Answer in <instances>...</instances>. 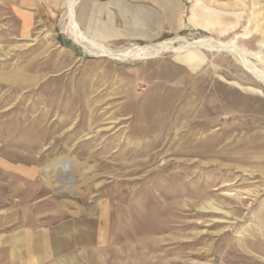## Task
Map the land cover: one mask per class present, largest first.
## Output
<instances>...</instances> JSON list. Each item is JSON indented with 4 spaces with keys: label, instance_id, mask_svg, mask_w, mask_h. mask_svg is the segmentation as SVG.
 <instances>
[{
    "label": "rangeland",
    "instance_id": "1",
    "mask_svg": "<svg viewBox=\"0 0 264 264\" xmlns=\"http://www.w3.org/2000/svg\"><path fill=\"white\" fill-rule=\"evenodd\" d=\"M44 2L0 0V264H264V0H178L152 43L211 46L127 60Z\"/></svg>",
    "mask_w": 264,
    "mask_h": 264
},
{
    "label": "crops",
    "instance_id": "2",
    "mask_svg": "<svg viewBox=\"0 0 264 264\" xmlns=\"http://www.w3.org/2000/svg\"><path fill=\"white\" fill-rule=\"evenodd\" d=\"M20 11L35 14L42 6L61 5L62 0H16ZM178 0H78L74 18L82 33L101 43L119 40L152 42L166 26L179 31ZM168 14V16H166ZM29 15L24 23H29Z\"/></svg>",
    "mask_w": 264,
    "mask_h": 264
},
{
    "label": "bare ground",
    "instance_id": "3",
    "mask_svg": "<svg viewBox=\"0 0 264 264\" xmlns=\"http://www.w3.org/2000/svg\"><path fill=\"white\" fill-rule=\"evenodd\" d=\"M77 2H78V0H66L67 11L65 13H66V17L69 20L68 33L74 42L82 44V45L87 44V46H83V48L84 47L90 48L89 50L87 48V51L86 50L85 51L89 52L91 54H95V55H99V56H107L109 58L119 59V60L148 59V58H153L156 55L163 53V52H167V51L180 53L186 47H191V48H193V47H207L210 45V43L212 41V38H206L205 37V39L193 40V41L187 42V43L185 42L186 44L183 43L184 42L183 41L182 43L185 45L174 46L173 44L175 42H179L180 40L184 39V38L182 39L181 36H176L175 38L165 39L162 41H158L156 43L151 42L150 44H146V45L140 44V45H134L133 47L130 46L131 48H126V49L123 48L125 50H118V49L113 50V49H110V48L96 42L95 40H93L91 38L86 37L82 33L80 28L77 26V23H76L75 18H74V7H75ZM65 29H67V28H65ZM218 41H220V40H218ZM212 44H214V42ZM217 44H218L217 46L221 47V48L222 47L227 48V49L232 48L231 45H226L224 42L223 43L217 42ZM250 66L248 67V69H250L249 71H251L252 74L256 75L257 77H261L259 75L260 73H258L254 69L255 67L252 68ZM262 81L264 82V79Z\"/></svg>",
    "mask_w": 264,
    "mask_h": 264
}]
</instances>
